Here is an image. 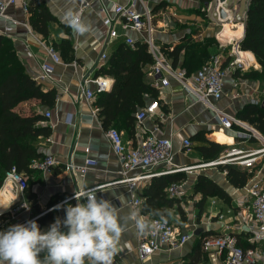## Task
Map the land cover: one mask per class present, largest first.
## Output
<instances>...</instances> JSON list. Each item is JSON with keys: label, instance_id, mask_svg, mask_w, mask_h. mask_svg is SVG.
<instances>
[{"label": "crops", "instance_id": "obj_1", "mask_svg": "<svg viewBox=\"0 0 264 264\" xmlns=\"http://www.w3.org/2000/svg\"><path fill=\"white\" fill-rule=\"evenodd\" d=\"M26 1L30 2V0ZM44 1L56 17V20L49 23L50 34L48 37H44L32 28L30 12L23 6L22 0H17L8 7L6 17H0V34L12 40L27 72L41 83L43 90L54 89L57 92L53 107L43 105L39 99H30L19 104L18 109L22 114L31 115L34 113L43 114L47 110L52 112V116L42 122V124L49 125L52 130L49 136L41 140L40 150L44 155L53 154L56 156L59 163L47 172L33 169L27 173L28 189L35 198L34 202L25 190L16 189L13 185H2L0 188V215L5 214L7 222L11 225L25 224L31 220L37 222L40 216L51 211L55 213L56 218L64 219L67 205L75 206L77 203L74 199L75 192L79 193L97 185H104L97 190V196L110 200L119 210L122 221L127 223L120 243L121 250L114 258V264H191L199 247L202 248V254L198 258L197 264H208V258L203 251V245H201V236L217 235L224 232L225 225L232 221V211H237L240 208L238 202L249 200L248 188L251 182L257 179L261 180L264 185V153L257 156L252 167L245 168L232 164L251 172L249 181L243 187H235L230 183L226 168V165L229 164L203 165L194 167L191 171L182 170L161 174L159 172L175 167L206 164L223 157L235 147L245 150L262 147L263 143L255 137L240 139L236 135L237 130L245 129L243 125L254 127L238 118L239 110L247 104L253 103V100L257 101L255 103H259L260 97L264 94L259 82L244 76L249 70L260 68L255 54L240 48V42L245 35L250 0H226L224 6L231 13V19L228 21L233 25L232 31L239 30L240 23H243L244 30L241 37L235 35L233 42L225 46L221 45L220 37L217 35L224 28L223 21L219 20L216 11L218 0H213L208 5L202 4L201 0L137 1L136 6L139 12H143L145 9L151 10L155 27V42L163 53L164 46H174L189 38L194 43L204 42L209 38L213 39V44L209 47L210 58L215 54L222 55L223 66L229 68L225 77L224 95L216 101V104L240 119L243 125L236 123L233 129L224 128L216 118L215 112L186 93L177 80L171 78L169 85L162 86L157 77L150 73L151 65L146 66V82L159 89L157 99L149 94L146 95V105L157 101L156 113L139 121L137 112L140 108L136 112L134 126L132 124L127 126V121L125 122L123 119L117 124V129L122 133L128 147H136L145 137L155 134L171 138L174 143V151L172 163L152 167L148 172L156 174L139 180L133 189L123 182H116L122 178L121 164L113 152L107 135L108 128L112 126L105 127L102 117L99 115L98 94L93 101L89 102L80 89L84 77L99 76V68L107 64L109 57L121 43L126 42V35L132 36L136 40L140 38L138 32L126 30L121 20L114 22L120 36L112 38L109 35L108 26L103 22L105 15L115 17L116 3L128 4L133 0H91L90 5L85 8H82L78 0ZM69 9L79 12L81 18L91 25L89 33L80 35L74 33L67 26L65 13ZM238 18L240 20H237ZM66 39L73 49L74 59L70 61L65 57L68 53ZM41 41L55 45L54 47L60 53L63 62L54 63L42 47ZM103 52L107 53V59L102 57ZM164 55L171 63L169 57L165 53ZM236 58H238L239 64L237 67L230 68V63ZM45 62L51 63L53 66V70L47 74L42 69V64ZM103 76L111 79L112 86L108 90L110 91L115 80L110 75L104 74ZM262 101L264 103V98ZM201 131L205 133L207 140L224 145L220 154L210 161H206L197 148L203 141L193 138ZM186 138L193 142L189 151L183 144ZM87 159L97 161V165L87 169L84 174L76 171L77 167L83 165ZM139 173H141L140 170H134L130 175ZM175 173L183 175L174 182L182 183L186 191L185 196L183 198L170 196L167 191L168 186L165 189L166 197L175 199V202L168 205L158 201L153 207L161 211L171 210L172 215L167 217L174 223L177 231L192 233V235L183 246L157 251L142 261L137 251L141 233L132 222L128 221V216L133 211L147 220L154 216L144 210L148 200V188L152 185L154 178ZM200 174L209 175L224 187L231 199L226 201L209 197L203 206H200L198 202L203 195L194 189ZM136 198L142 201L139 205L134 203ZM24 202L27 203L28 208L24 207L13 212L15 207H19ZM81 202L85 201L81 199ZM58 204L62 207L59 210H53L54 206ZM242 208L247 210V204L242 205ZM218 213H223L224 218L216 217ZM62 230L66 231V229ZM235 234L243 246L253 245L247 241V236L243 232L237 231ZM259 245L264 249V243Z\"/></svg>", "mask_w": 264, "mask_h": 264}, {"label": "trees", "instance_id": "obj_2", "mask_svg": "<svg viewBox=\"0 0 264 264\" xmlns=\"http://www.w3.org/2000/svg\"><path fill=\"white\" fill-rule=\"evenodd\" d=\"M212 1L201 0L204 5ZM28 10L32 28L44 37H48L49 23L56 20V17L51 13L45 1L30 0ZM223 24L224 28L219 34L221 39L232 41L235 35L240 37L243 35V23L238 25L239 30L237 31H232L229 21H224ZM67 41L66 39L68 53L65 57L70 61L74 59V55L71 44ZM212 44V38L199 43H194L189 38L174 46H164L163 51L171 60L173 67L186 69L190 73L200 69L209 60L211 55L209 47ZM240 48L253 52L260 64L259 69H251L244 76L259 82L261 89L264 90V0L249 1L245 35L240 42ZM154 62L155 58L148 44L137 40L134 45L127 42L121 43L109 57L107 64L99 68L98 75H110L115 80L110 91L98 93L99 115L105 127L111 125L117 128V124L123 119L127 121V126L131 124L134 126L136 112L146 105V95L158 98L159 89L145 80V67ZM56 97V90H43L41 83L27 72L12 40L0 34V188L7 170L16 167L27 175L35 169L32 167L33 160L45 156L40 150V142L44 137L49 136L52 130L49 125L42 124L46 120L43 114H22L18 109L19 104L30 99H39L43 105L53 107ZM237 115L238 118L250 123L264 134L263 101L247 104L239 110ZM193 138L203 141L197 148L206 161L216 158L224 147L221 143L207 140L202 131ZM226 168L227 177L235 187L245 186L251 177L250 171L236 165L229 164ZM182 176L180 173H175L154 178L147 191L148 200L144 206L145 212L158 216L154 213L161 210L153 207L158 201L172 205L175 199L167 198L165 189ZM28 188L29 185L25 191L34 202L35 198ZM194 189L203 195L198 202L200 206H203L209 197L226 201L231 199L227 190L207 174L198 176ZM55 219L53 211L40 216L37 222L41 231H47ZM10 226L12 225L7 222L6 215H0V231L7 230ZM204 237V235L201 236L202 241ZM201 254L202 248L199 247L191 264H197Z\"/></svg>", "mask_w": 264, "mask_h": 264}, {"label": "built area", "instance_id": "obj_3", "mask_svg": "<svg viewBox=\"0 0 264 264\" xmlns=\"http://www.w3.org/2000/svg\"><path fill=\"white\" fill-rule=\"evenodd\" d=\"M17 0H0V17H6L8 7ZM82 8L90 5L91 0H78ZM138 0H133L128 4H115V17L105 15L103 22L109 28L110 37H118L120 33L114 26V22L121 20L126 30L138 32L141 42L148 44L149 50L154 55L155 62L150 66V73L157 77L160 85L167 86L170 79L177 80L186 93L196 98L198 102L215 112L219 123L226 129H233L236 123L243 125L242 121L230 114L226 109L217 106L216 101L222 98L225 89V77L227 70L223 66L222 55H213L200 69L194 72H187L186 69L175 68L156 44L154 38L155 27L153 25V14L151 10L145 9L143 12L137 10ZM23 6L27 9L28 3L22 0ZM220 37L219 33L217 34ZM222 46L228 45L233 41L225 42L219 38ZM128 44L134 45L137 41L132 36L126 35ZM42 47L51 57L54 63H61L63 59L58 50L51 44L41 41ZM237 49V48H236ZM102 57L108 58L107 53L103 52ZM238 58L230 63L231 67H237ZM43 71L47 74L53 70L51 63L42 64ZM112 86L111 79L99 75L96 77H84L80 89L87 101L91 102L98 93L108 91ZM253 103L257 102L255 100ZM158 102L153 101L137 112V119L144 120L148 115L156 113ZM46 118L52 116L50 110L44 111ZM245 129L236 131L240 139L255 137L263 145L258 149L232 148L223 157L213 160L206 164L187 167H175L174 169L159 172H172L189 170L203 165L236 164L245 168L252 167L257 160V156L264 153V135L250 125H243ZM107 135L111 142L113 152L118 157L121 164L120 174L122 178L116 182H123L133 189L141 179L152 177L156 173H149L152 167L160 164H170L173 159L174 143L171 138L150 134L138 143L136 147H128L122 133L115 127H109ZM184 146L189 151L193 145L191 139L183 141ZM59 160L53 154H46L43 158L35 159L32 167L41 171H50ZM97 161L87 159L83 165L77 167L78 172L85 173L87 169L95 167ZM134 170H140L137 175H130ZM3 185H13L16 189L25 190L28 187V178L16 167L6 171ZM104 185H97L92 188L99 189ZM172 197L183 198L186 191L180 182H173L167 188ZM249 200L238 202L240 208L232 211V221L225 225V230L221 234L205 236L202 245L203 251L208 258V264H264V249L259 245L264 243V185L261 180H253L248 188ZM142 201L138 198L134 203L139 205ZM247 204V210H243L242 205ZM28 208L27 203L15 207L13 212L21 208ZM230 212V211H229ZM216 217L224 218L223 213L216 214ZM167 222L160 220L159 216H151L149 221L157 222V229L147 234H141L138 240L137 251L140 260L144 261L157 251L164 249H176L183 246L191 237L192 233H179L174 223L166 216ZM243 232L247 236V241L251 246H243L239 243L235 233ZM204 264V263H199Z\"/></svg>", "mask_w": 264, "mask_h": 264}, {"label": "clouds", "instance_id": "obj_4", "mask_svg": "<svg viewBox=\"0 0 264 264\" xmlns=\"http://www.w3.org/2000/svg\"><path fill=\"white\" fill-rule=\"evenodd\" d=\"M65 21L74 33L91 31V25L72 9L65 13ZM74 199L76 205L68 204L65 218L57 217L47 231L42 232L35 220L0 231V264H114L127 223L110 200L97 196V189L75 192ZM61 207L58 204L53 210ZM165 212L172 215L171 210H157L154 214L166 223ZM128 221L141 234L157 229V222L135 211Z\"/></svg>", "mask_w": 264, "mask_h": 264}, {"label": "water", "instance_id": "obj_5", "mask_svg": "<svg viewBox=\"0 0 264 264\" xmlns=\"http://www.w3.org/2000/svg\"><path fill=\"white\" fill-rule=\"evenodd\" d=\"M225 2L226 0H218L217 10H216L218 13L219 20L223 22L231 19L230 10L224 6Z\"/></svg>", "mask_w": 264, "mask_h": 264}, {"label": "rangeland", "instance_id": "obj_6", "mask_svg": "<svg viewBox=\"0 0 264 264\" xmlns=\"http://www.w3.org/2000/svg\"><path fill=\"white\" fill-rule=\"evenodd\" d=\"M237 20H240L239 18ZM230 27L233 28V25L229 22ZM226 43L229 42L228 40L225 41ZM262 98H264V94H262V96L260 97V102L262 100Z\"/></svg>", "mask_w": 264, "mask_h": 264}, {"label": "bare ground", "instance_id": "obj_7", "mask_svg": "<svg viewBox=\"0 0 264 264\" xmlns=\"http://www.w3.org/2000/svg\"><path fill=\"white\" fill-rule=\"evenodd\" d=\"M4 205V204H3ZM2 206V205H1Z\"/></svg>", "mask_w": 264, "mask_h": 264}]
</instances>
